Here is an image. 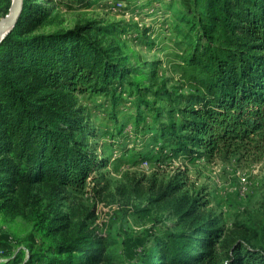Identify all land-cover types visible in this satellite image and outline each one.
I'll use <instances>...</instances> for the list:
<instances>
[{"label":"trees","instance_id":"trees-1","mask_svg":"<svg viewBox=\"0 0 264 264\" xmlns=\"http://www.w3.org/2000/svg\"><path fill=\"white\" fill-rule=\"evenodd\" d=\"M3 1L4 16L11 0ZM86 2L23 0L0 42V200L36 183L84 190L107 161L87 140L95 133L77 96H106L114 105L124 82L151 112L161 151L211 159L246 149L264 160V0H191L188 15L180 16L190 38L179 57L185 92L144 86L140 71L113 60L84 27L34 33L38 14ZM193 207L179 217H191ZM255 236L252 228L238 233L218 220L192 217L188 230L153 238L136 264H264V239L254 244ZM109 246L101 238L85 244L75 237L54 248L61 259L30 246L28 259L17 253L2 264H105Z\"/></svg>","mask_w":264,"mask_h":264},{"label":"rangeland","instance_id":"rangeland-1","mask_svg":"<svg viewBox=\"0 0 264 264\" xmlns=\"http://www.w3.org/2000/svg\"><path fill=\"white\" fill-rule=\"evenodd\" d=\"M190 2L58 4L47 14H38L34 33L84 27L113 60L140 71L144 86L185 92L179 57L190 38L180 16L188 15ZM3 8L0 0V18ZM133 77L131 72L129 78ZM116 92L119 99L114 105L106 96H77L95 133L87 140L99 160L107 161L91 173L84 190L36 183L0 200V264L17 253L28 259L30 246L61 259L54 248L75 237L85 244L97 238L109 243L111 260L105 264H136L139 252L150 247L153 238L165 230H188L192 217L197 223L218 220L238 233L252 228L256 232L252 242L260 244L264 160L246 149L223 151L211 159L170 156L168 148L161 151L160 141L152 138L156 125L134 90L124 82ZM173 185L176 190L166 192ZM191 205L196 209L191 217H179ZM37 217H41L38 222Z\"/></svg>","mask_w":264,"mask_h":264},{"label":"water","instance_id":"water-1","mask_svg":"<svg viewBox=\"0 0 264 264\" xmlns=\"http://www.w3.org/2000/svg\"><path fill=\"white\" fill-rule=\"evenodd\" d=\"M22 1L23 0H11L8 13L0 18V42L14 27L22 9Z\"/></svg>","mask_w":264,"mask_h":264}]
</instances>
